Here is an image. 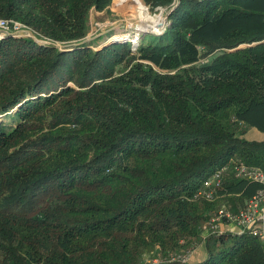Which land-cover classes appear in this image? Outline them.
Instances as JSON below:
<instances>
[{"label":"trees","instance_id":"obj_1","mask_svg":"<svg viewBox=\"0 0 264 264\" xmlns=\"http://www.w3.org/2000/svg\"><path fill=\"white\" fill-rule=\"evenodd\" d=\"M111 1L0 0V18L68 44ZM144 1L175 8L136 52L0 37V116L18 118L0 122V264H264L230 232L198 260L141 261L203 232L216 204L192 197L217 166L264 168V139L245 137L264 133V0ZM261 187L231 175L218 193L237 211Z\"/></svg>","mask_w":264,"mask_h":264},{"label":"rangeland","instance_id":"obj_2","mask_svg":"<svg viewBox=\"0 0 264 264\" xmlns=\"http://www.w3.org/2000/svg\"><path fill=\"white\" fill-rule=\"evenodd\" d=\"M137 1L140 0H136L135 2H130L129 0H112L105 10L98 11L93 8L90 11V28L85 37L89 40L86 44L97 50L111 43L130 42L132 43V50L136 52L139 43L146 45L153 40L158 41L160 39L159 36L163 34L162 32L166 26V13L169 11V6H161L152 9L150 5L142 0V2L148 6L152 15H159L160 17L159 20L148 22L146 19L137 16L138 13L135 7ZM178 1L179 0H174L173 3L176 5ZM135 33L139 34L138 38L135 37ZM48 43L63 45V43L54 41H49ZM60 48L64 49L65 47L60 46ZM201 61L208 62L209 58H205ZM16 110L17 108L12 110L9 114L0 116V122H4L9 127L14 126L18 120V118L14 116ZM252 130H254V128L249 129L246 138L250 137ZM210 203L216 204L215 208H209L205 212V215L210 216V218L221 205H226L230 209L234 208L233 203L227 196L221 197L217 201ZM243 205L240 206L242 207ZM210 218L203 223V232L198 235L186 236L177 241L168 242L166 246L162 245L160 242L152 244V246L144 251L141 261L145 263H159L161 261L172 260L174 257L183 255L187 249L193 250L191 260H198L204 257L206 251L205 243L209 235L214 234L210 228ZM222 229L225 233L228 232L225 228ZM229 232L232 233L231 231Z\"/></svg>","mask_w":264,"mask_h":264},{"label":"built area","instance_id":"obj_3","mask_svg":"<svg viewBox=\"0 0 264 264\" xmlns=\"http://www.w3.org/2000/svg\"><path fill=\"white\" fill-rule=\"evenodd\" d=\"M6 32L13 33L20 37H36L47 45L51 39L39 35L31 26L17 19L0 18V37ZM139 45V44H138ZM137 45V47H138ZM231 175L258 182L261 188L246 202V204L234 211L226 205L219 206L211 215L210 228L214 233H225L221 223H234L237 225V234H248L257 238L264 248V168L248 165L244 162H237L235 158L217 166L202 182L193 195V200L217 201L221 195L218 193L225 185V181ZM193 250L187 249L183 255L174 257L172 260L188 262L191 259Z\"/></svg>","mask_w":264,"mask_h":264},{"label":"bare ground","instance_id":"obj_4","mask_svg":"<svg viewBox=\"0 0 264 264\" xmlns=\"http://www.w3.org/2000/svg\"><path fill=\"white\" fill-rule=\"evenodd\" d=\"M129 1L130 2H135L136 0H129ZM135 7H136V10H137V13H138L137 16H139L142 19H146L148 22H153V21L159 20V18H160L159 15H152L150 13L149 9H148V6H146L142 2V0L137 1ZM138 36H139V34L135 33V37L138 38Z\"/></svg>","mask_w":264,"mask_h":264},{"label":"water","instance_id":"obj_5","mask_svg":"<svg viewBox=\"0 0 264 264\" xmlns=\"http://www.w3.org/2000/svg\"><path fill=\"white\" fill-rule=\"evenodd\" d=\"M175 8V7H174ZM174 8H172L171 10H169L167 13H166V26L164 27V30L163 32L166 31L167 29V26H168V22H169V15L171 14V12L174 10ZM5 34H8V35H13V33H10V32H6V31H3ZM162 32V33H163ZM32 39H34L36 42L40 43V44H43V45H47L45 42L37 39L36 37H32ZM89 39L88 38H84L83 40L79 41V42H74V43H68V44H63V45H55L56 47L60 48V46H64L66 49L67 48H70V49H74L72 47H74V45H81V44H84L88 41ZM69 49V50H70Z\"/></svg>","mask_w":264,"mask_h":264},{"label":"crops","instance_id":"obj_6","mask_svg":"<svg viewBox=\"0 0 264 264\" xmlns=\"http://www.w3.org/2000/svg\"><path fill=\"white\" fill-rule=\"evenodd\" d=\"M248 131L246 132L245 137H247ZM248 139L263 140L264 139V133H261L258 130L254 129L251 131L250 137ZM220 226L222 228H225L228 232L231 231L232 233H235L238 230L237 225L234 223H221Z\"/></svg>","mask_w":264,"mask_h":264}]
</instances>
